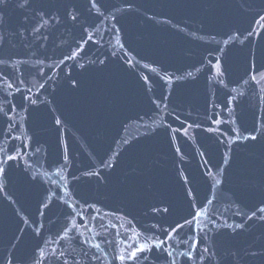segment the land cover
Segmentation results:
<instances>
[{
    "label": "water",
    "instance_id": "water-1",
    "mask_svg": "<svg viewBox=\"0 0 264 264\" xmlns=\"http://www.w3.org/2000/svg\"><path fill=\"white\" fill-rule=\"evenodd\" d=\"M92 3L0 5V264H264V0Z\"/></svg>",
    "mask_w": 264,
    "mask_h": 264
},
{
    "label": "snow or ice",
    "instance_id": "snow-or-ice-1",
    "mask_svg": "<svg viewBox=\"0 0 264 264\" xmlns=\"http://www.w3.org/2000/svg\"><path fill=\"white\" fill-rule=\"evenodd\" d=\"M6 2V0H0V5H3L4 3ZM25 3H27V0H25ZM23 6V5H22ZM96 3H95V0H93V3H92V7H96ZM73 19H75V17H73ZM252 140H255L256 137L255 136H252L251 137ZM8 159H15V157L13 156H9ZM189 223H191V221H189ZM138 251H142V249H138ZM133 255H135V253H133Z\"/></svg>",
    "mask_w": 264,
    "mask_h": 264
}]
</instances>
